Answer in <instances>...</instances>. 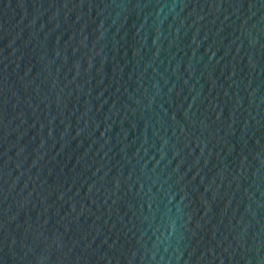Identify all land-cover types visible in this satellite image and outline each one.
Segmentation results:
<instances>
[{"label": "water", "instance_id": "1", "mask_svg": "<svg viewBox=\"0 0 264 264\" xmlns=\"http://www.w3.org/2000/svg\"><path fill=\"white\" fill-rule=\"evenodd\" d=\"M0 264H264V0H0Z\"/></svg>", "mask_w": 264, "mask_h": 264}]
</instances>
